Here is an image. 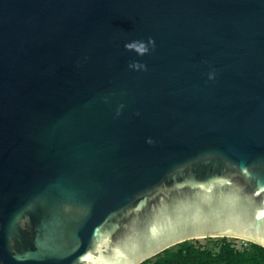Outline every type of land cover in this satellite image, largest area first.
<instances>
[{
    "label": "water",
    "instance_id": "1",
    "mask_svg": "<svg viewBox=\"0 0 264 264\" xmlns=\"http://www.w3.org/2000/svg\"><path fill=\"white\" fill-rule=\"evenodd\" d=\"M212 237L264 247V0H0V264Z\"/></svg>",
    "mask_w": 264,
    "mask_h": 264
},
{
    "label": "trees",
    "instance_id": "2",
    "mask_svg": "<svg viewBox=\"0 0 264 264\" xmlns=\"http://www.w3.org/2000/svg\"><path fill=\"white\" fill-rule=\"evenodd\" d=\"M205 239L206 245L194 239L177 243L139 264H264L262 246L245 241L236 247L226 237Z\"/></svg>",
    "mask_w": 264,
    "mask_h": 264
},
{
    "label": "clouds",
    "instance_id": "3",
    "mask_svg": "<svg viewBox=\"0 0 264 264\" xmlns=\"http://www.w3.org/2000/svg\"><path fill=\"white\" fill-rule=\"evenodd\" d=\"M153 44V41L151 38L148 39L147 43H145L144 41H131L129 43L125 44V48L128 50H133L135 51L138 55H144L145 53L148 52V45ZM131 68L133 69H140L143 68L144 65L137 63V62H133L132 64L129 65Z\"/></svg>",
    "mask_w": 264,
    "mask_h": 264
},
{
    "label": "rangeland",
    "instance_id": "4",
    "mask_svg": "<svg viewBox=\"0 0 264 264\" xmlns=\"http://www.w3.org/2000/svg\"><path fill=\"white\" fill-rule=\"evenodd\" d=\"M215 238V237H212ZM229 241H231L232 243L235 244L236 247H240L245 245V241L241 240V239H234V238H227ZM214 240V239H212ZM194 241L199 242L202 245H206L208 243V239L205 238H199V239H194Z\"/></svg>",
    "mask_w": 264,
    "mask_h": 264
}]
</instances>
